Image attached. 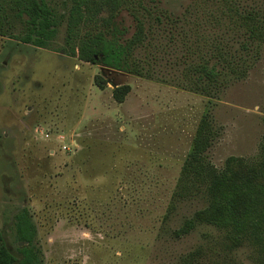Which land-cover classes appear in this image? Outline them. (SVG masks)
<instances>
[{
	"label": "rangeland",
	"instance_id": "rangeland-1",
	"mask_svg": "<svg viewBox=\"0 0 264 264\" xmlns=\"http://www.w3.org/2000/svg\"><path fill=\"white\" fill-rule=\"evenodd\" d=\"M48 1L61 18L47 47L0 35L4 239L13 249L21 243L16 214L29 208L37 229L33 243L44 264H264L261 247L245 242L232 249L226 230L212 224L198 223L190 233L174 235L207 205L202 194L178 200L164 219L207 109L217 129L209 150L216 166L221 168L230 155L250 163L260 160L264 48L246 77L211 100L178 82L188 63L211 55L210 38L229 36L225 26L208 20L216 6L199 0H142L146 40L134 56L150 60V79L71 55L72 0ZM106 15L95 13L93 21L80 25V33L103 29ZM6 27L12 33L23 30L13 13ZM135 29L133 12L123 9L108 38L121 44ZM123 85L131 89L119 101L114 91ZM62 139L70 150L61 149ZM75 196L85 201L80 221L78 212L63 214L62 207L51 206Z\"/></svg>",
	"mask_w": 264,
	"mask_h": 264
},
{
	"label": "trees",
	"instance_id": "trees-1",
	"mask_svg": "<svg viewBox=\"0 0 264 264\" xmlns=\"http://www.w3.org/2000/svg\"><path fill=\"white\" fill-rule=\"evenodd\" d=\"M199 1L197 4L209 8L216 6L217 13L208 20L225 26L229 36L210 38L214 39L211 55H202L200 61L188 63L178 85L212 100L219 98L223 88L246 77L261 56L264 0ZM142 5V0H72L67 35L70 54L85 62L102 63L152 79L154 73L148 68L150 60L134 56L135 50L146 40L145 15L142 16L140 11ZM123 9L133 12L136 29L124 43L115 44L108 35ZM100 12L107 13L102 16L104 28L82 35L80 25L93 21L95 13ZM10 13L22 23V32H8L6 21ZM59 18L61 16L48 0H0V35L24 43L47 47L57 32ZM130 89L128 85L117 87L114 91L116 99L123 101ZM216 136L214 116L207 109L201 115L181 166L164 219L170 217L178 200L202 194L207 197V205L197 209L174 230L176 237L190 233L198 223H207L226 230V239L232 249L251 242L264 251V139L258 162L250 163L241 156L230 155L219 168L209 157ZM84 202L75 196L51 206H56L55 210L62 207L63 214L78 212L76 219L80 221ZM15 233L21 241L16 249L0 233V264H44L41 250L33 243L37 229L29 208L16 214Z\"/></svg>",
	"mask_w": 264,
	"mask_h": 264
},
{
	"label": "built area",
	"instance_id": "built-area-1",
	"mask_svg": "<svg viewBox=\"0 0 264 264\" xmlns=\"http://www.w3.org/2000/svg\"><path fill=\"white\" fill-rule=\"evenodd\" d=\"M43 132H45V130H43L42 133H43ZM50 136H51L50 133L46 131V137L49 138ZM62 138L64 139L63 136H62ZM63 139L61 140V149H62V150H70L69 145L66 144V143H64V140H63Z\"/></svg>",
	"mask_w": 264,
	"mask_h": 264
}]
</instances>
